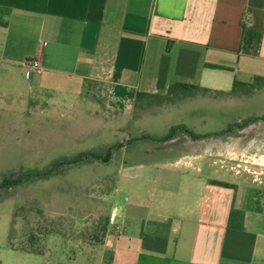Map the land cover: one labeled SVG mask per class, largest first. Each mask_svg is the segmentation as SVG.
I'll list each match as a JSON object with an SVG mask.
<instances>
[{
    "label": "crops",
    "instance_id": "0c3cea01",
    "mask_svg": "<svg viewBox=\"0 0 264 264\" xmlns=\"http://www.w3.org/2000/svg\"><path fill=\"white\" fill-rule=\"evenodd\" d=\"M256 78L264 79V0H0V85L30 81L40 97L58 79L104 83L132 126L167 118L174 130L161 146L142 141L141 154L178 151L172 162L119 171L93 249L46 250L39 263L264 264V111L244 110L264 109V85L233 92ZM175 84L207 91L153 103ZM199 103L209 112L190 123L184 108Z\"/></svg>",
    "mask_w": 264,
    "mask_h": 264
},
{
    "label": "rangeland",
    "instance_id": "374dc122",
    "mask_svg": "<svg viewBox=\"0 0 264 264\" xmlns=\"http://www.w3.org/2000/svg\"><path fill=\"white\" fill-rule=\"evenodd\" d=\"M56 83L57 89L40 97L37 87L30 89V81H26L25 88L0 85V180L19 169L43 171L55 160L86 150L105 154L110 148V158L103 163L69 165L53 177L18 187L11 197L1 201V264H18L23 258L29 259L22 260L23 264L47 263L46 259L39 263L42 254L14 251L9 246L11 235L19 246H25L30 235H37L39 238L31 240L34 249L50 250L53 255L65 251L72 256L93 249V235L98 234L94 240L103 238L108 196L115 190L119 171L138 162H172L178 155L169 145L159 152L141 154L149 146L142 141L158 147L162 139L173 134L174 130L165 128L167 118H151L144 125L132 126L129 113L115 111L109 103L104 83L66 79ZM245 99L247 105L256 103ZM124 101L114 105L119 108L126 104ZM208 105L191 104L184 108V114L190 123H198L208 114ZM224 106L219 103L218 111L227 112ZM244 110L264 111L260 103L259 107ZM178 116L175 114L174 122L179 121Z\"/></svg>",
    "mask_w": 264,
    "mask_h": 264
},
{
    "label": "trees",
    "instance_id": "16d2710c",
    "mask_svg": "<svg viewBox=\"0 0 264 264\" xmlns=\"http://www.w3.org/2000/svg\"><path fill=\"white\" fill-rule=\"evenodd\" d=\"M263 85H264V79L262 78H256L250 84L236 82L233 87V92L235 94L239 92L249 93L252 92L254 89L263 87ZM205 91L207 90L197 86H191L187 84H175L169 88L168 94L166 96H153V98L156 100L157 103H162L163 100H165L166 98L182 100L184 98L192 97L198 93H204ZM118 147H123V145H120ZM111 151L112 149L109 148L108 150L105 151V154H102L98 150H86L76 153L71 157H64L55 160L49 165L47 169L43 171L37 169H32V170L19 169L17 172L4 175L0 180V202L7 199L8 197H11L12 194L14 193L13 191L18 187L29 182L53 177L57 175L62 169H64L69 165L90 164L94 162H98V163L107 162L108 160L107 158H110ZM220 185L226 186L227 184H220ZM97 235L98 234L93 235V240L96 239ZM37 238H39V236L30 235V241L26 242L27 244L25 246H23L24 243H22V246H19V244L14 243V240L16 239L14 236L11 235L9 246L12 249L20 250L26 253L42 254L43 250L34 249L33 246L35 244L33 241H31L33 239L36 240Z\"/></svg>",
    "mask_w": 264,
    "mask_h": 264
},
{
    "label": "built area",
    "instance_id": "2783aa9c",
    "mask_svg": "<svg viewBox=\"0 0 264 264\" xmlns=\"http://www.w3.org/2000/svg\"><path fill=\"white\" fill-rule=\"evenodd\" d=\"M21 64L24 65V66H27L28 68H31L35 71H38L40 70V64L39 62L37 61H29L27 58H22L21 59Z\"/></svg>",
    "mask_w": 264,
    "mask_h": 264
}]
</instances>
